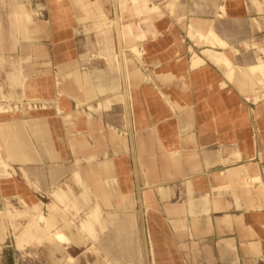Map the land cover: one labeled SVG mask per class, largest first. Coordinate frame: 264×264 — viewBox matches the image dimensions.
Instances as JSON below:
<instances>
[{"label": "crops", "instance_id": "obj_1", "mask_svg": "<svg viewBox=\"0 0 264 264\" xmlns=\"http://www.w3.org/2000/svg\"><path fill=\"white\" fill-rule=\"evenodd\" d=\"M127 25L143 50L127 47ZM196 30L226 41L215 49L236 65L264 59L263 0H0V66L16 67L0 94V264L67 244L45 230L18 239L26 220L7 207L22 201L60 226L65 207L98 210L86 244L127 263L158 232L157 264H264V84L206 57L193 67L207 48ZM119 40L139 60L121 71Z\"/></svg>", "mask_w": 264, "mask_h": 264}, {"label": "bare ground", "instance_id": "obj_2", "mask_svg": "<svg viewBox=\"0 0 264 264\" xmlns=\"http://www.w3.org/2000/svg\"><path fill=\"white\" fill-rule=\"evenodd\" d=\"M133 2V4L135 5H138L140 0H131ZM177 1V0H176ZM146 2V1H145ZM171 2V1H170ZM261 2V1H259ZM118 4V2H116ZM175 3V2H174ZM213 5V4H212ZM158 6V5H157ZM149 7V6H148ZM151 7V6H150ZM174 7V6H173ZM220 7V6H219ZM219 9V8H218ZM224 9V7H223ZM153 10H155L153 8ZM170 10V9H169ZM225 10V9H224ZM158 15V14H157ZM160 15V14H159ZM172 15V14H171ZM214 15V14H213ZM176 16V15H175ZM221 16V15H220ZM92 17V16H91ZM114 17V15H113ZM159 17V16H158ZM161 17V16H160ZM90 18V17H89ZM175 18V17H174ZM177 18V17H176ZM190 18V17H189ZM188 18V19H189ZM224 18V17H223ZM256 18V17H255ZM194 20V19H193ZM197 20V19H196ZM216 20V19H215ZM214 20V21H215ZM120 21V20H119ZM198 21V20H197ZM115 23V22H114ZM202 23V22H201ZM205 23H207L205 21ZM253 23V22H252ZM116 24V23H115ZM188 24V23H187ZM203 25V23H202ZM213 25V24H212ZM195 26V25H193ZM204 26V25H203ZM207 26V25H206ZM115 27V26H114ZM205 27V26H204ZM128 28V36H129V40L127 38V47L129 49L133 48V49H138V50H141L142 49V46H140V44L136 41L135 39V36L133 34V31H132V27L130 25H127L126 29ZM192 28V27H191ZM196 28V26H195ZM201 28V27H200ZM218 28V27H217ZM179 29V28H178ZM208 30V29H207ZM216 30V29H215ZM218 30V29H217ZM197 33H198V41H200L202 44L206 45L207 46V52H213V62L216 63V65H220V66H223L225 68V70L228 71L227 73V76L232 79V81L234 79H244L246 78V76L248 75H252L254 76V78L256 80H258L257 83H261L262 85L264 84V59L259 56V55H253V57L251 58L250 56H247V62L244 61L243 62V65L244 66H240V65H236L234 64V62H232L224 53H222L221 51L215 49V46H218L220 48H228V43L224 40H222L213 30H210V32H203V30H196ZM239 31V30H238ZM236 31V32H238ZM116 32V31H115ZM234 31V33H236ZM240 32V31H239ZM247 32V31H246ZM117 33V32H116ZM122 33V31H121ZM233 33V32H232ZM233 33V35H235ZM241 33V32H240ZM248 33V32H247ZM131 34V35H130ZM221 34V33H220ZM226 34V35H225ZM224 35L227 36V32L225 33ZM159 35V34H158ZM229 35V34H228ZM182 36V35H181ZM120 37V36H119ZM243 37V36H242ZM125 38H126V35H125ZM147 38V37H146ZM228 38V36H227ZM240 38V37H239ZM238 38V39H239ZM243 39V38H242ZM126 40V39H125ZM227 40V39H226ZM233 40V39H232ZM240 40V39H239ZM231 41V40H230ZM144 43V42H143ZM240 43V42H239ZM244 43V42H243ZM238 45V44H237ZM247 45V44H246ZM245 46V45H244ZM249 46V45H248ZM250 47V46H249ZM233 48V47H232ZM122 49V48H121ZM187 49V48H186ZM189 49V48H188ZM229 49V48H228ZM143 50V49H142ZM123 51L125 52V49H122V53ZM249 51V50H248ZM204 54V53H203ZM200 55L199 53L197 52H192V64H193V67H200V65L204 64L205 62V59L203 58L204 55ZM122 55V54H121ZM123 57V56H122ZM116 58V56H115ZM114 58V59H115ZM138 58V57H137ZM140 58V57H139ZM121 59V58H120ZM116 60V59H115ZM118 60V63L120 64V60ZM135 60V59H134ZM136 62L139 63V60H135ZM134 61V63H135ZM63 63V62H62ZM118 64V66H119ZM89 68V67H88ZM119 68V67H118ZM123 68V67H122ZM84 69V68H83ZM193 69V68H192ZM93 70V69H92ZM191 70V69H190ZM194 70V69H193ZM192 71V70H191ZM139 72V71H138ZM48 74V73H47ZM139 74V73H138ZM50 75V74H49ZM121 75V74H120ZM133 75V77L136 78V75L137 74H131ZM125 76V75H124ZM138 76V75H137ZM171 76V75H170ZM37 77V76H36ZM44 77V76H43ZM251 77V76H250ZM125 78V77H124ZM121 79V78H120ZM148 79V78H147ZM118 81V80H116ZM255 81V80H254ZM253 83V82H252ZM251 83V84H252ZM246 85V84H244ZM257 84H255L256 86ZM39 86V85H37ZM253 86V85H251ZM246 87V86H245ZM263 88V86H262ZM45 89V88H44ZM249 90V89H248ZM261 90V89H260ZM135 91V90H134ZM127 92V91H126ZM59 95V94H58ZM120 95V94H119ZM123 95V94H122ZM115 96V95H114ZM121 96V95H120ZM230 97V96H228ZM43 98V97H42ZM58 98V97H57ZM125 98V97H124ZM113 99V98H112ZM123 99V98H122ZM262 99V98H261ZM106 101L109 102L111 101L109 98H106ZM258 101V100H257ZM74 102V101H73ZM76 102V101H75ZM74 102V103H75ZM19 103V102H18ZM89 103V102H88ZM2 104V103H1ZM8 104V103H7ZM13 104V103H12ZM21 104V103H20ZM76 104V103H75ZM79 104V103H78ZM124 104H126L124 102ZM16 105V104H14ZM18 105V104H17ZM83 105V104H82ZM89 108L91 109L92 108V105L91 104H88ZM4 106V105H3ZM30 106V105H29ZM46 106V104H45ZM55 106V105H54ZM80 106V105H79ZM85 106V105H83ZM87 106V104H86ZM126 106V105H125ZM17 107V106H16ZM38 107V104H31V108H36ZM76 107V105H75ZM22 108V107H21ZM25 108V107H24ZM17 109V108H16ZM28 109V108H26ZM58 109V108H57ZM78 109V108H77ZM128 109V108H127ZM10 110V109H9ZM8 112V110L5 109V107H0V112ZM73 111V110H72ZM97 111V109L95 110ZM13 112V111H12ZM94 112V111H93ZM56 113V112H55ZM62 113V112H61ZM85 113V112H84ZM125 113V112H124ZM127 113V112H126ZM130 113V112H129ZM22 114V113H21ZM57 114V113H56ZM68 116V115H67ZM87 116V115H86ZM69 119V118H68ZM126 122V121H125ZM68 123V122H67ZM72 124V123H71ZM87 124V123H86ZM126 124V123H125ZM127 125V124H126ZM72 126V125H71ZM71 131V130H70ZM116 134V133H115ZM70 135V134H68ZM81 135V134H80ZM117 136V135H116ZM112 138H115L114 135H111ZM120 137V133L118 135V138ZM147 137V136H146ZM110 139V138H109ZM71 140V139H70ZM76 140V139H75ZM143 141V140H142ZM153 141V140H152ZM238 142V140H237ZM104 147V146H103ZM126 147V146H125ZM139 148V147H138ZM127 149V148H126ZM228 149V148H227ZM45 151V150H44ZM123 151V150H122ZM117 152V151H116ZM55 153V152H54ZM101 154V153H100ZM235 154V153H233ZM53 155V154H52ZM150 155V154H149ZM49 156V155H48ZM115 157V156H114ZM59 158V157H58ZM42 161V160H41ZM54 161V160H53ZM91 164V163H90ZM103 164V163H102ZM107 164V163H106ZM41 165V164H40ZM86 165V164H85ZM104 165V164H103ZM102 165V166H103ZM109 165V164H108ZM90 166V165H89ZM88 167V166H87ZM86 167V168H87ZM92 167H95L92 166ZM97 168V167H96ZM11 169V168H10ZM93 169V168H92ZM86 170V169H84ZM10 172V171H9ZM14 172V171H13ZM91 173L88 174V176L90 175ZM98 175V173H97ZM9 176V175H8ZM95 176V175H94ZM100 177V176H99ZM88 178V177H87ZM86 179V178H85ZM90 178H88L86 181L88 182ZM97 179V178H96ZM92 181V180H91ZM97 180H95L96 182ZM99 182V181H98ZM102 182V181H100ZM106 182V181H105ZM31 183V182H30ZM91 183V182H90ZM111 183V182H110ZM91 185V184H89ZM105 185V183H104ZM94 186V184H93ZM29 188V187H28ZM90 188V187H89ZM92 188V187H91ZM107 188V187H106ZM113 188V187H112ZM94 190V189H93ZM98 190V189H97ZM111 190V189H110ZM87 190H85L86 192ZM100 191V190H99ZM61 190L59 189V191L55 194H53V196L55 198H58V200H63V198H65V193L64 191L62 190V194L60 193ZM84 192L83 196L85 197L86 196V193ZM94 192V191H93ZM96 192V190H95ZM102 192V191H100ZM108 193V192H107ZM115 193V190L114 192ZM57 194H59V196L57 197ZM65 194V195H64ZM98 194V193H97ZM101 195V194H100ZM137 195V194H136ZM107 196V195H106ZM99 197V196H98ZM16 199V197L14 198V200ZM40 199V198H39ZM100 199V198H99ZM137 199V198H136ZM18 200V199H17ZM50 201V200H49ZM72 201V200H71ZM70 201V202H71ZM136 202V201H134ZM138 202V201H137ZM23 207L22 208H16L14 207L12 204H8V207H7V212L10 216V218L13 220H16L17 218L18 219H25L26 220V223L24 224L23 228L25 229V231H23L22 233H25L27 231H40V230H45L46 233L50 236H54V238L59 241V242H62V243H67V244H70V245H74V246H78V245H81V244H86L88 242V238L87 236L85 235V232L82 230V228L78 227L76 228V231H71L70 230V233L67 234L64 232V228H68V229H71L73 228L72 225H74V223L72 222H67L65 223V226L63 228V226L61 227L58 223V221L53 217V214L52 216H46L44 215L43 213H38V214H32L31 213V210H30V206L23 202ZM21 204V203H20ZM5 206V205H4ZM51 206V205H50ZM52 210L57 212V213H61L62 212V209L56 205L54 206H51ZM35 213V212H34ZM7 214V213H6ZM48 214V213H47ZM92 214H94L96 217L99 216V212L98 210H96L95 212H93ZM10 219V220H11ZM60 219V218H59ZM99 220V218H98ZM62 221V220H61ZM12 222V221H11ZM11 224V223H10ZM102 225V224H101ZM29 233V232H28ZM30 233H33V232H30ZM41 233V232H40ZM87 233L88 235H92L93 233V229H88L87 230ZM180 233V232H179ZM39 234V233H38ZM23 235V234H22ZM31 235V234H30ZM46 235V234H45ZM37 236V235H36ZM21 237V235H20ZM27 239V238H26ZM150 240L152 241V250L154 251V253L158 252V255L163 252L165 249V247L167 246V244H165V242L163 241V238L160 236V234L158 232H154L152 234V237L150 235ZM23 241V240H22ZM94 245V244H93ZM170 245V244H169ZM189 247V246H188ZM94 250V249H93ZM173 252V251H172ZM116 253L118 254V257L119 259L121 260H124L126 264H133V263H127L126 260H125V257H124V254L122 252L121 249H117L116 250ZM98 254V253H97ZM109 258L107 259V264H114L117 260H116V257L112 255V253H107L106 254ZM176 261V264H179L181 263L179 260H175ZM104 264V263H103Z\"/></svg>", "mask_w": 264, "mask_h": 264}, {"label": "rangeland", "instance_id": "obj_3", "mask_svg": "<svg viewBox=\"0 0 264 264\" xmlns=\"http://www.w3.org/2000/svg\"><path fill=\"white\" fill-rule=\"evenodd\" d=\"M130 1V0H125ZM260 4H262L261 2H259ZM264 3V0H263ZM107 17V16H106ZM103 19H106L104 16L102 17ZM113 25V23H112ZM117 33H120V30L117 29ZM124 33V31H123ZM118 53L116 55V66L117 69H119V71L122 70V67L124 65H129V64H134V60H129L130 58L127 57L126 52L123 51L124 55L123 57L121 56V48H123V46L121 45V41L119 40L118 42ZM199 44H202L200 41L198 42ZM204 45V44H202ZM104 50L106 49L105 46L103 48ZM120 50V51H119ZM264 51L263 48L259 47L258 48V52H262ZM204 53V54H203ZM202 54L204 55V59L209 58L213 61V52H207V49H203L202 50ZM200 54V55H202ZM121 58V59H120ZM120 60V64L118 63V60ZM2 66H0V84L1 87H7V90L3 91V89L5 88H1L0 89V94L3 95V98L5 100L8 99V97H10V91L13 87V83L11 80V76H13L14 71L16 70L15 64L12 61H7V60H1ZM119 64V66H118ZM119 67V68H118ZM5 92V94L3 93ZM7 93H9L7 95ZM122 134L120 133V136ZM59 191V190H58ZM58 191H55L53 194L57 193ZM59 196V194H57V197ZM84 198V202L88 201V198L85 196H83ZM58 199V198H57ZM71 202H73V204H75V201L72 200ZM75 205H70L68 207H65L64 211H63V215H67L66 218L63 219L64 224L62 225L63 228L65 226V223L67 222H72L74 223L73 228L68 229V228H64V231H69L70 230H74L76 228H78L81 225L80 228H82V230L84 232L87 233L88 229H93V224L95 223V221L98 220L99 216H95L94 214L90 213V214H86L88 213L85 207V212L83 211L82 213L84 214H80L78 210L75 209ZM75 212L78 214L76 215ZM84 219V221H83ZM83 221V222H82ZM61 226V227H62ZM23 231H25V229L23 228L21 231V237L18 236V239L22 238L23 236H25V233H22ZM23 234V235H22ZM88 234V233H87ZM94 236V233H92L91 237ZM146 237V233L145 236ZM27 238V237H26ZM36 240V239H34ZM38 240V239H37ZM51 240L55 241L56 239H54V236H51ZM28 242V241H27ZM26 242V243H27ZM146 242V241H145ZM54 245H56L57 247H55ZM152 241L150 240V236H149V244L144 243L141 244L142 246V251H143V259L141 262L136 263V264H157L156 260H155V253L152 250ZM48 248L46 249H31L29 250V253H23V255L20 257L19 259V264H107V258L108 256L106 255L107 253H103L100 249H98L97 244H81L78 246H74V245H70V244H48ZM64 246H66V248H64ZM94 249V250H93ZM98 253V254H97ZM112 254H114V256L116 257V262L114 264H126L124 260L119 259L118 254L115 252H113ZM107 258V259H106ZM8 261H13V257L12 259L10 258V260L8 259Z\"/></svg>", "mask_w": 264, "mask_h": 264}]
</instances>
